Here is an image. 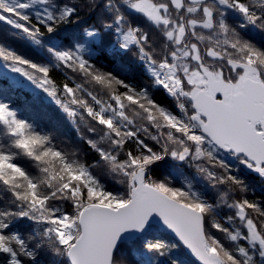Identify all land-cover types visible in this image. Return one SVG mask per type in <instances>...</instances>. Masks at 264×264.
I'll return each instance as SVG.
<instances>
[{
    "label": "snow or ice",
    "instance_id": "snow-or-ice-1",
    "mask_svg": "<svg viewBox=\"0 0 264 264\" xmlns=\"http://www.w3.org/2000/svg\"><path fill=\"white\" fill-rule=\"evenodd\" d=\"M0 264H264V0H0Z\"/></svg>",
    "mask_w": 264,
    "mask_h": 264
},
{
    "label": "trees",
    "instance_id": "trees-1",
    "mask_svg": "<svg viewBox=\"0 0 264 264\" xmlns=\"http://www.w3.org/2000/svg\"><path fill=\"white\" fill-rule=\"evenodd\" d=\"M0 83H2V82H0Z\"/></svg>",
    "mask_w": 264,
    "mask_h": 264
}]
</instances>
